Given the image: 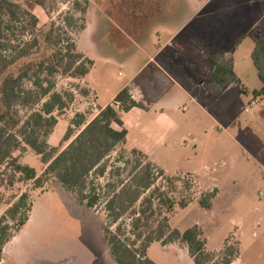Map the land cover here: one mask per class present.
I'll return each instance as SVG.
<instances>
[{
  "label": "rangeland",
  "instance_id": "rangeland-1",
  "mask_svg": "<svg viewBox=\"0 0 264 264\" xmlns=\"http://www.w3.org/2000/svg\"><path fill=\"white\" fill-rule=\"evenodd\" d=\"M73 1L49 0L46 10L36 7L32 12L38 18L40 29L47 32L50 23H55L62 33H67L76 42L78 51L93 55L95 88L100 95L99 106H102V98L108 99L104 94L105 86L114 92L128 73L124 66L104 61L102 55L116 54L115 46L111 45V39L115 42L119 35L116 28L120 25L124 31L126 27L130 29L134 21L140 22L146 9L139 2L142 0H88L89 28L86 33L79 32L82 20L72 6ZM188 1L193 5L194 0ZM185 5L183 3V16L191 11ZM201 5L202 9L184 34L199 30L201 36L197 38L201 42L206 37L217 35L221 39L214 42L215 50L211 56L234 57V72L241 85L234 86L238 99L234 112L227 114L226 120L233 118L232 114L237 119L228 129L225 120L205 119L200 128L209 131V135L202 137L192 164H187L186 160L195 152L193 145L189 152L177 153L184 162V169L195 170L199 184L192 177V182H187V176H178L184 179L174 185L171 193L176 205L174 212L167 216L169 226L172 230L184 232L197 225L206 239L208 252L219 251L212 252L217 254L223 250L225 239L231 236L230 245H239L237 264H264V99H254L251 95V91L261 87L251 60L252 40L246 38L241 46L235 48L239 37L251 31L258 35L264 33V0H203ZM68 17L77 20L75 27L69 28L65 24ZM43 52L42 48L40 55ZM35 58L19 61L9 72L16 74L24 63ZM243 88L249 94L239 93ZM56 90L74 97L65 113L57 118L58 123L47 139L50 146L63 148L67 143L61 144V140L71 119L79 111L91 112L92 96L89 93L82 95L85 88L77 79L60 75L56 76ZM25 112L22 111L21 115ZM14 156L18 157L21 165L42 173L44 166L31 151H17ZM115 158L116 153L108 159L109 168L114 165ZM199 166L202 169L197 171ZM99 183L104 181L99 180ZM213 186L218 189V195L212 201V209L202 208L195 200L187 208L179 209L182 199L188 196L197 199L208 193L210 189L207 187ZM22 193L28 194L29 203L34 206L32 215L8 245L3 264H116L103 239L107 220L101 205L88 209L52 179L35 191H32V183L16 182L9 186L5 179L0 184V214L11 200ZM122 223L129 227L127 218ZM173 244L176 246L167 250L162 249L169 245L154 244L148 255L156 264H193L187 255L183 261L182 254L177 253L184 250L185 245ZM210 264H219V260Z\"/></svg>",
  "mask_w": 264,
  "mask_h": 264
},
{
  "label": "trees",
  "instance_id": "trees-1",
  "mask_svg": "<svg viewBox=\"0 0 264 264\" xmlns=\"http://www.w3.org/2000/svg\"><path fill=\"white\" fill-rule=\"evenodd\" d=\"M48 1L0 0V184L5 179L9 186L16 182L32 183L35 191L52 179L88 209L101 205L107 220L104 241L116 264H155L147 254L150 246L176 242L185 245L194 264H210L216 259L219 264H232L239 257V245H230L231 236L217 254L206 251V239L197 225L184 232L170 228L167 216L176 205L171 193L174 185L183 179L165 175L142 152L125 150L127 132L122 129L121 115L142 107L132 99L128 88L121 90L113 104L105 106L89 122L85 114H75L62 137L61 144L67 143L63 148L47 143L57 118L74 101L73 95L56 90V76L83 79L93 66L78 51L76 42L55 23H50L47 32L39 28L32 10L36 7L46 10ZM72 6L81 15V32L85 29L89 2L75 0ZM76 22L73 17L65 19L69 28L75 27ZM246 38L254 44L251 60L261 83L251 94L254 99H264V33L251 31L239 37L235 46ZM42 48L44 52L40 55ZM34 56L16 74L9 72L19 61ZM208 59L213 65V91L241 85L234 72L233 57L213 55ZM87 93L82 91L84 96ZM241 93L246 91L241 89ZM22 111H26L24 115ZM27 150L40 158L44 166L41 174L21 165L14 156L17 151ZM114 153L115 163L109 168L108 159ZM215 196V191L197 199L188 196L178 206L185 209L195 200L210 210ZM31 208L28 194L22 193L0 214V263L4 247L26 224ZM124 218L129 221V227L122 223ZM112 227L114 231L110 230Z\"/></svg>",
  "mask_w": 264,
  "mask_h": 264
},
{
  "label": "crops",
  "instance_id": "crops-1",
  "mask_svg": "<svg viewBox=\"0 0 264 264\" xmlns=\"http://www.w3.org/2000/svg\"><path fill=\"white\" fill-rule=\"evenodd\" d=\"M139 2L143 3L146 9L143 11L144 16L141 17L140 22L134 21L132 27L130 29L126 27L125 31L119 25L116 28L119 35L115 42L113 38L111 39V45L115 46L116 54L102 55L104 61L124 66V69L128 71L126 79L114 92L105 86L104 94L108 96V99L102 98V106H99L100 95L95 88L97 87L93 73L95 59L88 52L79 51L86 59L93 62L88 75L83 79H77L92 96V109L91 112L79 111V113L85 114L87 121H91L101 109L113 104L115 96L121 90L128 88L132 99L142 107H134L121 115L122 129L127 132L124 148L142 152L149 162L169 177L190 176L199 184L195 170L184 169V162L180 160V153L179 155L177 153L189 152V147L193 145L195 152L186 160L187 164H192L197 157L196 149L202 137L209 135V131L200 128L203 121L205 119L217 122L227 121V114H230L232 110L234 112L235 102L238 99L237 91H233L234 86L237 85H230L218 91L212 90L213 65L208 57L215 50L214 42L221 39L218 38L219 36L206 37L201 42L198 40L201 36L199 30L194 29L192 33L184 34L202 9L200 3H203V0H194L193 5L188 0H142ZM183 3L191 10L188 14L186 13V16H183L185 11ZM85 19L83 32L87 33L88 10ZM243 89L246 91L243 94H249L246 88ZM232 117H229L230 120L227 121V129L237 119L234 114ZM114 128L121 130L118 126ZM199 167L197 171L202 169L201 166ZM213 189L216 192L212 200L214 202L218 189L214 186L207 187L208 192L214 191ZM33 207L32 205L31 211ZM31 215L32 212L26 224L30 221ZM10 242L3 249L0 264H3L4 252ZM154 244L159 243L152 245ZM175 246L170 244L168 248L160 249L167 250ZM107 249L109 250L108 246ZM177 253L182 254L183 261L186 260L187 255L190 258L189 261L194 264L187 248ZM237 262L238 259L232 264Z\"/></svg>",
  "mask_w": 264,
  "mask_h": 264
},
{
  "label": "built area",
  "instance_id": "built-area-1",
  "mask_svg": "<svg viewBox=\"0 0 264 264\" xmlns=\"http://www.w3.org/2000/svg\"><path fill=\"white\" fill-rule=\"evenodd\" d=\"M115 108H117V106H115ZM184 179V178H183ZM187 180H189V181H187V182H192V180H191V177L190 176H187ZM192 184V183H191Z\"/></svg>",
  "mask_w": 264,
  "mask_h": 264
}]
</instances>
